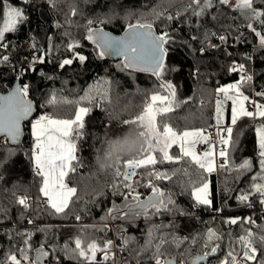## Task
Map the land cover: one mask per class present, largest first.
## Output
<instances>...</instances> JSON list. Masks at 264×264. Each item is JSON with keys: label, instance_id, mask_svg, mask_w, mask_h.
<instances>
[{"label": "trees", "instance_id": "trees-1", "mask_svg": "<svg viewBox=\"0 0 264 264\" xmlns=\"http://www.w3.org/2000/svg\"><path fill=\"white\" fill-rule=\"evenodd\" d=\"M13 6L24 8L28 19L18 25L15 32L6 33L5 40L0 41V60L8 56L10 67H0V90L5 84L12 85L16 80L21 85L29 84V97L38 109V117L50 113L59 118L74 117L78 106L90 107L86 116L83 135L77 143L78 166L75 173L70 174L68 183L77 188V194L65 213L55 214L46 203L40 206L37 200L45 202L39 193L41 178L34 175L30 159V143L13 147L6 141L0 147V264H7V257L24 248V240L31 235L29 252L34 259L36 249L44 246L49 253L50 263L84 264L69 258L64 245L73 248L77 236L90 241L95 239L101 246L106 240L114 242L116 264H154L155 245L163 238L165 256H176L178 242L183 240L182 248L177 255L184 256L185 264L211 246L219 244L217 252L212 254L210 263L220 264L227 252L233 248L238 254L242 249L236 243L246 229L258 233L264 227V208H259L261 197L253 192V177L260 171L259 147L256 128L264 123V118H243L233 127L234 145L227 148L229 164L226 168L214 173H201L211 187L212 206H196L191 196L189 176L184 175L187 168L196 180L194 165L187 158L180 163L156 165V169L176 175L171 180L155 181L166 194L171 193L175 201L170 205L171 211H162L149 215L119 218L127 211L122 195L114 194L112 184L116 181L114 167H109L114 160H105V153L110 142L125 137L135 138L138 131L136 125L125 124V120H133L143 109L150 95L159 89L160 81L150 74H143L132 69L123 68V62L109 61L99 55V49L88 40V21L100 22L103 28L114 34L122 33L128 25L137 20L152 23L158 32L167 31L172 42L166 45L167 58L164 78L176 89L179 102L174 111L168 114L167 122L177 130L204 128L215 126V101L218 87L235 83L240 73L230 72L233 63L245 65L246 74L252 75L250 86L242 91L250 101L264 104V96L256 95L264 92V48L259 40L248 29L249 20L235 7L223 6L213 0V7L197 17L196 5L189 7L191 0H29L24 4L20 0H9ZM255 7L264 9V0H255ZM75 10V15H72ZM155 13H161L159 17ZM171 15L172 20L167 16ZM103 21V23H101ZM3 17L0 12V25ZM258 31H264L259 23L254 22ZM242 36L238 47L236 39ZM220 36L227 38L228 44ZM195 37V39H193ZM70 43L79 46L74 49L86 57L84 62L73 59L71 65L59 67L64 59L73 58V51L68 50ZM34 45V47H33ZM215 45V47H213ZM34 57H43L44 63L32 65ZM29 63V65H28ZM33 68L35 70H33ZM23 70V74L21 71ZM17 71L20 78L16 77ZM99 89L100 95L88 104L77 103L86 91ZM106 94V95H105ZM55 95L59 102L55 106L47 101ZM251 110L253 104L247 102ZM230 123V111L227 112V124ZM26 124V130L29 128ZM10 152L14 154L9 155ZM173 155H179L178 147L171 149ZM123 156L121 170L123 171ZM244 160L252 161L250 171L235 170ZM76 163V162H74ZM102 165H104L102 167ZM140 186L137 191L141 199L150 195L151 189L145 187L148 177L144 169H138ZM122 179V178H121ZM255 182H260L259 180ZM122 192L126 189L121 187ZM245 192H253L249 201L241 203L237 197ZM20 196H28L30 207L23 208L17 203ZM128 202H132L129 198ZM251 204V207L247 206ZM116 205L121 209L117 219L108 218V210ZM80 220H76V216ZM251 217L255 224L243 223ZM229 218H241V222L230 225L225 223ZM32 222L29 223L28 221ZM112 224V228L108 224ZM106 226V227H105ZM209 228L222 236L213 241L209 248L204 247L206 233ZM99 229H104L100 231ZM152 232L151 246H146ZM187 237L186 240L183 238ZM195 238L196 243L192 240ZM128 243L125 244L124 241ZM257 260L248 264H258L264 260V246L258 245ZM111 264V262H109ZM212 264V263H211Z\"/></svg>", "mask_w": 264, "mask_h": 264}, {"label": "snow or ice", "instance_id": "snow-or-ice-1", "mask_svg": "<svg viewBox=\"0 0 264 264\" xmlns=\"http://www.w3.org/2000/svg\"><path fill=\"white\" fill-rule=\"evenodd\" d=\"M54 2V0H53ZM233 2L235 8L249 20L247 24L259 40V46L264 48V31H258L254 26V22L259 23L264 28V9L255 7V0H218V3L223 6L232 7ZM24 4H28L29 0H23ZM196 5L199 9L194 10L193 14L197 17L202 16L207 9L213 7V0H191L189 7ZM0 12H2L3 22L0 25V41L5 40V34L15 32L18 25L24 23L28 17L25 10L19 6H13L9 0H0ZM73 10L72 15H75ZM157 17L161 13H155ZM168 20H172L171 15L167 16ZM94 22L88 21L91 25ZM103 23V21H101ZM128 34L121 37H113L102 29L89 27L87 30V39L92 41L100 50L99 55L103 57L111 52L123 56V68L134 69L141 72H149L160 81L159 89L161 91L153 92L145 102L142 111L133 120H125V124L136 125L138 131L134 139L125 137L122 140H115L109 143L108 150L105 153V160H114V163L108 165L114 167V176L117 178L112 184L114 194L123 196L127 208L119 218H127L129 214L133 216L149 215V209H154L153 214H159L162 211H171L170 205H174L175 201L171 193H165L159 188L155 181L171 180L176 172L169 174L167 171L156 169V165L168 163H180L187 158L190 165H194L196 176L198 179L193 180L192 174L188 169H183L184 175L189 176L191 184V196L196 206H212L213 199L210 191L209 182L203 178L201 173L211 174L217 170V167L224 169L228 166V151L227 147L234 145L233 127L237 121L243 117L255 119L256 117L264 118V104L250 101L249 96L245 95L242 89L245 86H250L253 80L252 75L246 74L245 65H233L229 68L230 72L240 73V78L235 83H230L216 89L218 98L215 101V119L217 131L215 137L219 144L225 147L219 150V157L222 162L217 165L216 162V143H209L213 139L211 133L206 134L204 128H194L177 130L173 125L167 122L168 114L174 111L179 102L176 99L175 86L164 78L167 71L165 57L167 55L166 45L172 42V37L167 31L157 35L153 31V24L141 22L137 20L135 24L128 25ZM195 39V37H193ZM219 39L224 41L225 36H220ZM7 47L6 44L0 45ZM79 45L70 43L68 50L73 51V58L64 59L59 67L63 68L66 65H71L73 59H78L84 62L86 57L75 52L74 49ZM34 47V45H33ZM215 47V45H213ZM8 56L2 58L7 61ZM36 63H44L43 57H34L32 65ZM33 70H35L33 68ZM23 74V70L21 71ZM30 85L23 84L17 86L7 95H0V135L5 137V140H11L19 143L22 136V123L26 121L33 113L34 107L31 100L28 99ZM222 94V99L219 98ZM97 95H100L99 89L95 91L89 90L80 98V102L86 101L91 104ZM106 95V94H105ZM256 95L264 96V92H257ZM227 101L232 102L231 109V125L227 128L219 127L223 119L224 104ZM72 103L71 101H58L55 95L47 101L48 105L55 106L57 103ZM245 102H251L255 107V112L249 111L245 106ZM91 108L86 106H78L74 117L59 118L50 113H43L36 119L31 121V135L33 144L31 148L30 159L34 165L36 176L41 178L39 193L45 198L47 206H49L55 214L65 213L72 203L73 197L77 194V188L70 186L68 179L70 174L75 173L78 166L77 143L76 141L83 135L82 130L85 126L84 118L90 113ZM222 133H226V136ZM256 136L259 147V165L260 171L253 177L252 189L253 192L261 197L260 203L264 204V123H261L256 128ZM199 144L207 145L206 150L197 152L196 147ZM176 146L179 149V155H173L171 149ZM14 154L10 152L9 155ZM123 156L129 158L123 159V171L121 170V160ZM76 162V163H74ZM3 161L0 160V167L3 166ZM104 165H102L103 167ZM252 168L251 160H244L238 166H235L237 172L250 171ZM144 169L148 177L147 184L144 185L151 189L152 195L146 199H141V194L137 191L140 186L138 180H133L137 176V170ZM122 178V179H121ZM259 180L260 182H255ZM121 187L126 189V192L121 191ZM253 192H245L237 197L241 203L249 201ZM131 198L132 202H128ZM17 203L23 208L30 207L29 197L20 196ZM247 206L251 207L249 203ZM121 209L115 204L113 208L108 210V218L117 219ZM76 220H80L77 215ZM29 223L32 221L29 220ZM241 222V218H229L225 223L235 225ZM243 223L255 224V221L248 217L243 220ZM106 227V226H105ZM103 231L104 229H99ZM150 239L146 242V246H151L152 232L149 231ZM31 235L24 240V248L19 249V256L12 253L7 257V264H40L43 257H47L49 253L44 250V246L36 249V258L30 257L29 252L32 250L29 243ZM178 242L176 247H180L183 240L174 238ZM184 240L187 237L183 238ZM222 236L216 230L209 228L206 233L204 247L209 248L213 241H219ZM128 243L127 240L124 241ZM167 243L163 238L160 243L155 245L153 253L154 264H185L182 260L176 258H168L163 251V245ZM195 244V238L192 240ZM236 243L242 249V254H238L235 249L229 250L220 264H248V262L256 261L259 253L258 245L264 246V227L258 233H254L251 229H246L245 234L240 235ZM74 247L70 248L68 244L64 245V251L69 255V258L77 261H84V264H116L115 255L112 253L114 242L106 240L101 246L95 239L86 241L77 236L74 240ZM219 244L211 246L210 252L205 251L193 259L191 264H198L199 261L205 260L210 254L217 252ZM97 253L102 254V261L97 260ZM123 264V262H121ZM264 264V260L258 262Z\"/></svg>", "mask_w": 264, "mask_h": 264}, {"label": "water", "instance_id": "water-1", "mask_svg": "<svg viewBox=\"0 0 264 264\" xmlns=\"http://www.w3.org/2000/svg\"><path fill=\"white\" fill-rule=\"evenodd\" d=\"M98 29H102L103 30V32H105V33H108L109 35H111V36H113V37H121V38H123V37H125L127 34H128V27L127 28H125V30L122 32V33H120V34H114V33H112V32H110V31H108V30H105V29H103V28H98ZM153 31L157 34V35H159L161 32H158L157 31V29L155 28V26L153 25ZM241 35L236 39V43H235V47H238V45H239V41H240V39H241ZM226 38V37H225ZM228 44V41H227V38L224 40V42H223V44H221L219 47H221L222 45H227ZM104 58L106 59V60H109V61H122L123 63H124V60H123V56H121V55H118V54H114V53H111V52H109V53H107L106 55H104ZM166 58H167V55H166V57H165V62H166ZM132 70H134V69H132ZM134 71H136V72H139V73H143V74H150V75H152L151 73H149V72H141V71H137V70H134ZM17 86H22L21 85V81L18 79V80H16L14 83H13V85H12V88L9 90V91H7V92H2L1 90H0V95H7L10 91H12L13 89H15ZM28 99L29 100H31L32 101V103H33V107H34V111H33V113H32V115L26 120V121H24L23 123H22V136L20 137V141H19V143H17V142H13V141H11V140H8V143H9V145H11V146H13V147H19V146H22V145H24V142H25V137H26V124H28V123H30L31 122V120L33 119V118H35V116L38 114V109H37V105H36V103H35V101L32 99V98H30L29 96H28ZM0 138H5V137H3V135H0ZM150 195H152V193L150 194ZM150 195H148V196H150ZM147 196V197H148ZM146 197V198H147ZM146 198H144V199H146ZM182 248V245H180V247L175 251V253H176V256H174V258H176L177 260H178V254H179V251H180V249ZM37 255V254H36ZM36 255H35V257H34V259L36 258ZM202 255V254H201ZM212 257V254H210L205 260H202V261H199L198 262V264H209V259ZM173 258V257H172ZM40 264H50V260H49V258L48 257H43L42 259H41V261H40Z\"/></svg>", "mask_w": 264, "mask_h": 264}, {"label": "built area", "instance_id": "built-area-1", "mask_svg": "<svg viewBox=\"0 0 264 264\" xmlns=\"http://www.w3.org/2000/svg\"><path fill=\"white\" fill-rule=\"evenodd\" d=\"M20 1L23 2V0H20ZM98 25H99V23H98L96 26L98 27ZM10 65H11V64H10V61H9V60H7V61L0 60V67H2V68H6V67H10ZM28 65H29V63H28ZM233 65H238V64L233 63L232 66H233ZM16 77H17V78H20V72H19V71H17V73H16ZM12 85H13V84H12ZM12 85L5 84V85L3 86V89H1V91L4 92V93L7 92V91H9V90L12 88ZM216 130H217V128H216L215 126H213L212 128L208 129V133H213V132H215ZM223 135L226 136V133H223ZM4 142H6L5 138H0V147L2 146V144H3ZM7 142H8V140H7ZM213 142L216 143L215 139H212V140L209 141V143H213ZM25 143H30V149L32 148L33 140H32V137H31L30 131H28V130H26V137H25V142H24V144H25ZM223 147H224V146H223ZM223 147H222V148H223ZM206 148H207V145H205V144H200V145L198 146L197 150H198V152H202V151H204ZM219 149H221V148H219ZM216 151H218V147L216 148ZM216 162H217V165H219V164L222 162V159H217ZM218 168H219V167H218ZM34 175H36V174H35V170H34ZM137 178H138V175L135 176V177H133V180H136ZM144 195H145V198L148 196V195H146L145 193H144ZM36 204L42 206V205H44V202H43L42 200H37V201H36ZM259 208H260L261 210H263V208H264V204H261V203H260V204H259ZM108 227L111 229V228H112V224L109 223V224H108ZM115 251H116V250L114 249L113 252H115ZM97 260H98V261H102V254L97 253ZM178 260H182V261H184V256H181V258H179ZM50 264H54V263H50Z\"/></svg>", "mask_w": 264, "mask_h": 264}, {"label": "rangeland", "instance_id": "rangeland-1", "mask_svg": "<svg viewBox=\"0 0 264 264\" xmlns=\"http://www.w3.org/2000/svg\"><path fill=\"white\" fill-rule=\"evenodd\" d=\"M233 5H234V2H233ZM100 24V22H94L93 24H91V25H97V24ZM89 25V24H88ZM90 25V26H91ZM232 103V102H231ZM228 108H229V111L231 112V109H232V104H228V101L224 104V110H223V119H222V123H221V125H226L227 124V112H228ZM34 119H36V118H33L32 120H34ZM31 120V121H32ZM215 123H216V119H215ZM215 127L217 128V125H215ZM220 127V126H219ZM221 128H227V126H225V127H221ZM217 131V130H216ZM216 131L215 132H213V133H211L212 134V137H213V139H215V141H216V148L218 147V151H217V155H216V160L217 159H222L221 157H219V155H218V153H219V148H222L224 145H221V144H219V142H218V140L216 139V137H215V133H216ZM208 132H206V134H207ZM223 134V133H222ZM200 145V144H199ZM199 145H197V147H196V150H197V148H198V146ZM225 147V146H224ZM228 148V147H227ZM206 150V149H205ZM197 152H198V150H197ZM203 152V151H202ZM217 170H218V167H217ZM216 170V171H217ZM215 171V172H216ZM214 173V172H213ZM138 175V174H137ZM138 178H139V175H138ZM209 186H210V184H209ZM210 191H211V187H210ZM113 250L114 249H112V253L115 255V261H116V251L115 252H113Z\"/></svg>", "mask_w": 264, "mask_h": 264}, {"label": "crops", "instance_id": "crops-1", "mask_svg": "<svg viewBox=\"0 0 264 264\" xmlns=\"http://www.w3.org/2000/svg\"><path fill=\"white\" fill-rule=\"evenodd\" d=\"M233 7H235V4L233 5ZM218 98V96L216 95V99ZM219 98H221L222 99V94H220V97ZM257 103V102H256ZM228 104H232L231 103V101H228ZM245 106L247 107V109L249 110V111H253V112H255V107H254V105L251 107L252 109L250 110L249 108H248V105H247V102H245ZM37 118V117H36ZM243 118H249V117H243ZM243 118H241V119H243ZM240 119V120H241ZM84 120H86V117L84 118ZM239 121V120H238ZM237 121V122H238ZM214 125H216V123L214 124ZM225 126H227V127H229V126H232L231 125V112H230V123L229 124H226V125H220V127H225ZM28 131H30V134H31V122H30V124H29V128H28ZM31 137H32V135H31ZM32 140H33V138H32ZM33 164V163H32ZM33 168H34V165H33ZM44 198V197H43ZM45 199V198H44ZM45 201V200H44ZM44 203H46V202H44Z\"/></svg>", "mask_w": 264, "mask_h": 264}, {"label": "flooded vegetation", "instance_id": "flooded-vegetation-1", "mask_svg": "<svg viewBox=\"0 0 264 264\" xmlns=\"http://www.w3.org/2000/svg\"><path fill=\"white\" fill-rule=\"evenodd\" d=\"M212 264H214V262H211ZM210 261H209V264H211Z\"/></svg>", "mask_w": 264, "mask_h": 264}, {"label": "bare ground", "instance_id": "bare-ground-1", "mask_svg": "<svg viewBox=\"0 0 264 264\" xmlns=\"http://www.w3.org/2000/svg\"><path fill=\"white\" fill-rule=\"evenodd\" d=\"M236 64H238V63H236Z\"/></svg>", "mask_w": 264, "mask_h": 264}]
</instances>
